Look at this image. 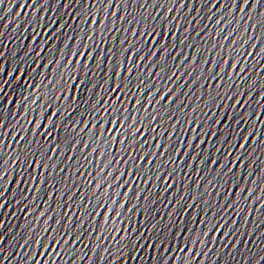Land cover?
Returning a JSON list of instances; mask_svg holds the SVG:
<instances>
[{
    "label": "snow or ice",
    "instance_id": "obj_1",
    "mask_svg": "<svg viewBox=\"0 0 264 264\" xmlns=\"http://www.w3.org/2000/svg\"><path fill=\"white\" fill-rule=\"evenodd\" d=\"M73 3L83 5L73 15L80 17L76 25L65 21L63 13L45 20V10L56 8L59 0L13 3L20 9L16 19L26 17L19 24L13 20V33L19 30L23 42L31 31L19 59L13 51L7 73L0 60V75L10 78L0 81V94L10 81L25 91L33 89L16 104H25L23 124L5 123L11 97L0 109V209L15 171V184L27 185L19 194L12 190L13 197L18 195L15 203L26 216L35 214L21 225L22 236L9 239H22L20 248L31 243L32 253L22 264H41L34 259L36 248L42 256L50 244L53 252L43 264H57V247L63 251L67 246L70 256V242L83 239L87 245L93 233L92 253L101 250L100 264L106 253L111 255L108 264H124L126 255L136 260L141 249L145 259L140 264H147L149 249L155 253L151 264H196L197 257L205 264L211 251L206 243H215L217 234L221 240L235 237L223 258V264H235L233 254L243 251L237 248L241 236L247 245L256 231L244 233L253 201L264 224V159L254 169L255 153L264 157V0H239L238 8V0H187L185 15L193 5L196 15L183 26L169 12L177 5V11L183 9L185 0H65L63 7ZM3 5L0 0V13ZM159 7H164L162 15L149 12ZM7 27L0 26V36ZM114 30L126 35L109 38ZM252 68L257 74H251ZM165 193L167 200L161 199ZM158 203L163 204L160 210ZM229 209H235L230 220ZM241 214L244 222L237 228L235 217ZM106 235L111 252L103 247ZM3 241L0 234V245ZM10 257V250L0 247V264H14ZM84 259L81 251L74 264ZM88 260L92 264L91 256ZM240 264H264V255L249 258L245 253Z\"/></svg>",
    "mask_w": 264,
    "mask_h": 264
}]
</instances>
